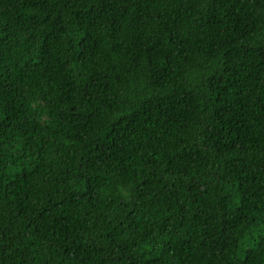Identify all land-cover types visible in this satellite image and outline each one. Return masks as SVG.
I'll use <instances>...</instances> for the list:
<instances>
[{"label": "trees", "instance_id": "16d2710c", "mask_svg": "<svg viewBox=\"0 0 264 264\" xmlns=\"http://www.w3.org/2000/svg\"><path fill=\"white\" fill-rule=\"evenodd\" d=\"M0 264H264V0H0Z\"/></svg>", "mask_w": 264, "mask_h": 264}]
</instances>
